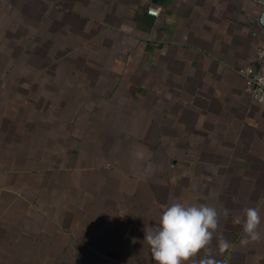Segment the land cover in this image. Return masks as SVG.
<instances>
[{
  "label": "crops",
  "instance_id": "1",
  "mask_svg": "<svg viewBox=\"0 0 264 264\" xmlns=\"http://www.w3.org/2000/svg\"><path fill=\"white\" fill-rule=\"evenodd\" d=\"M263 10L0 0V264H156L144 229L177 200L229 210L224 264H264V106L238 72Z\"/></svg>",
  "mask_w": 264,
  "mask_h": 264
},
{
  "label": "clouds",
  "instance_id": "2",
  "mask_svg": "<svg viewBox=\"0 0 264 264\" xmlns=\"http://www.w3.org/2000/svg\"><path fill=\"white\" fill-rule=\"evenodd\" d=\"M229 210L208 203L174 201L166 206L154 226L144 229V243L156 264H224L222 257L230 243L220 232L221 217L227 220ZM260 211L245 207L234 224L242 225L241 246L262 239ZM215 243V247L213 242Z\"/></svg>",
  "mask_w": 264,
  "mask_h": 264
},
{
  "label": "built area",
  "instance_id": "3",
  "mask_svg": "<svg viewBox=\"0 0 264 264\" xmlns=\"http://www.w3.org/2000/svg\"><path fill=\"white\" fill-rule=\"evenodd\" d=\"M264 5V0H257ZM147 13L157 15L156 9L149 8ZM258 58L257 67L245 66L238 70L244 80V91L256 103L264 106V46L259 47L256 51Z\"/></svg>",
  "mask_w": 264,
  "mask_h": 264
},
{
  "label": "water",
  "instance_id": "4",
  "mask_svg": "<svg viewBox=\"0 0 264 264\" xmlns=\"http://www.w3.org/2000/svg\"><path fill=\"white\" fill-rule=\"evenodd\" d=\"M259 23L264 28V10L259 15Z\"/></svg>",
  "mask_w": 264,
  "mask_h": 264
}]
</instances>
